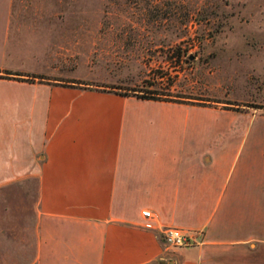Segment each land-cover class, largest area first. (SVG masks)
I'll list each match as a JSON object with an SVG mask.
<instances>
[{"label":"crops","instance_id":"1","mask_svg":"<svg viewBox=\"0 0 264 264\" xmlns=\"http://www.w3.org/2000/svg\"><path fill=\"white\" fill-rule=\"evenodd\" d=\"M11 10L0 4L3 38ZM17 86L36 91L21 101L26 130L0 135L22 148L0 172L37 176L30 264H264V111ZM226 121L227 133L205 130ZM166 227L201 242L168 246Z\"/></svg>","mask_w":264,"mask_h":264},{"label":"rangeland","instance_id":"2","mask_svg":"<svg viewBox=\"0 0 264 264\" xmlns=\"http://www.w3.org/2000/svg\"><path fill=\"white\" fill-rule=\"evenodd\" d=\"M0 81L4 137L28 127L36 90L17 84L34 82L264 111V0H12ZM20 150L0 140V164ZM37 195L34 173L0 172V264L31 263Z\"/></svg>","mask_w":264,"mask_h":264},{"label":"built area","instance_id":"3","mask_svg":"<svg viewBox=\"0 0 264 264\" xmlns=\"http://www.w3.org/2000/svg\"><path fill=\"white\" fill-rule=\"evenodd\" d=\"M145 216H150L148 210L143 211ZM200 232L188 233L177 227H166L162 231V238L168 246L172 247H188L201 242L198 238Z\"/></svg>","mask_w":264,"mask_h":264},{"label":"trees","instance_id":"4","mask_svg":"<svg viewBox=\"0 0 264 264\" xmlns=\"http://www.w3.org/2000/svg\"><path fill=\"white\" fill-rule=\"evenodd\" d=\"M6 73H10V72H6ZM119 94L123 95V96H130V94H126V93H119ZM131 96H136L138 98H147V99H160L158 97L151 96V95H145V94H131ZM175 101H179V100H175ZM197 104H200V103H197ZM200 105H202V104H200Z\"/></svg>","mask_w":264,"mask_h":264},{"label":"water","instance_id":"5","mask_svg":"<svg viewBox=\"0 0 264 264\" xmlns=\"http://www.w3.org/2000/svg\"><path fill=\"white\" fill-rule=\"evenodd\" d=\"M160 264H164V262H161Z\"/></svg>","mask_w":264,"mask_h":264}]
</instances>
